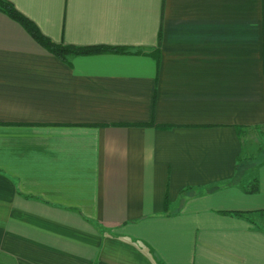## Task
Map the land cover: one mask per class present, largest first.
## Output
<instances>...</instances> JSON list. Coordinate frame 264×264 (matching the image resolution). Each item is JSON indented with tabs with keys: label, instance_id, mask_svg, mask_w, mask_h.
<instances>
[{
	"label": "crops",
	"instance_id": "1",
	"mask_svg": "<svg viewBox=\"0 0 264 264\" xmlns=\"http://www.w3.org/2000/svg\"><path fill=\"white\" fill-rule=\"evenodd\" d=\"M9 1L54 42L131 51L62 60L0 11V258L264 264L237 164L264 128V0Z\"/></svg>",
	"mask_w": 264,
	"mask_h": 264
},
{
	"label": "trees",
	"instance_id": "2",
	"mask_svg": "<svg viewBox=\"0 0 264 264\" xmlns=\"http://www.w3.org/2000/svg\"><path fill=\"white\" fill-rule=\"evenodd\" d=\"M0 11L8 15L11 19L17 21L25 30L26 32L44 49H46L51 54L57 56L62 60H67L68 57L77 54H94V53H101V52H117V53H126L131 51V49L123 47V46H107V45H88V46H75V45H65L63 43H57L51 40L49 37L44 35L37 25L29 19L27 16L22 14L17 8L14 6L12 2L9 0H0ZM133 52H137L134 50ZM153 56L159 60L160 56V39L159 43L152 52ZM142 125V124H138ZM158 127H167L162 125H156ZM237 134L240 136L243 131L245 130L244 126H236ZM263 150L264 148L259 147V150ZM242 159L239 157L238 163L241 165ZM239 170L237 167V174ZM243 190L246 193H256L258 191V180L255 178L252 184L250 185H243ZM168 208V197L165 199V209Z\"/></svg>",
	"mask_w": 264,
	"mask_h": 264
},
{
	"label": "rangeland",
	"instance_id": "3",
	"mask_svg": "<svg viewBox=\"0 0 264 264\" xmlns=\"http://www.w3.org/2000/svg\"><path fill=\"white\" fill-rule=\"evenodd\" d=\"M256 144H254L252 149V152L249 156H245L244 159H242L241 168L243 174L241 183L244 185H250L253 183L255 178L258 180V188L259 190L256 193H253L254 201L256 203H259V201L264 196V154L263 150H257V146L264 148V128L259 129V135H257ZM257 150V151H256ZM258 156V157H257ZM240 171V172H241ZM242 185V187H243ZM1 256V255H0ZM0 264H13L11 261L5 259L2 260L0 258Z\"/></svg>",
	"mask_w": 264,
	"mask_h": 264
}]
</instances>
